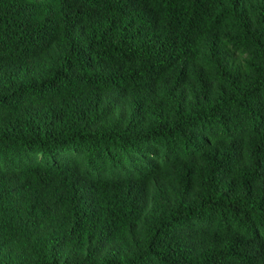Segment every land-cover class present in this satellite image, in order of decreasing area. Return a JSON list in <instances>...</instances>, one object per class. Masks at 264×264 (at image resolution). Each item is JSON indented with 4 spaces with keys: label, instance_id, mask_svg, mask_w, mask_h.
Masks as SVG:
<instances>
[{
    "label": "trees",
    "instance_id": "trees-1",
    "mask_svg": "<svg viewBox=\"0 0 264 264\" xmlns=\"http://www.w3.org/2000/svg\"><path fill=\"white\" fill-rule=\"evenodd\" d=\"M0 264H264V0H0Z\"/></svg>",
    "mask_w": 264,
    "mask_h": 264
}]
</instances>
